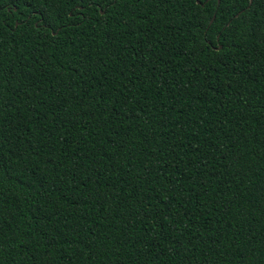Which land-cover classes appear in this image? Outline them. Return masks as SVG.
Instances as JSON below:
<instances>
[{"label": "trees", "instance_id": "1", "mask_svg": "<svg viewBox=\"0 0 264 264\" xmlns=\"http://www.w3.org/2000/svg\"><path fill=\"white\" fill-rule=\"evenodd\" d=\"M247 3L0 0V264H264Z\"/></svg>", "mask_w": 264, "mask_h": 264}, {"label": "snow or ice", "instance_id": "2", "mask_svg": "<svg viewBox=\"0 0 264 264\" xmlns=\"http://www.w3.org/2000/svg\"><path fill=\"white\" fill-rule=\"evenodd\" d=\"M71 2H72V9L70 11H74L77 14H79L80 19L83 20L85 18L84 15L85 12L89 9L93 10L94 12L96 10H99V14L101 16L106 17L108 15L109 9L115 7V5L119 3V0H71ZM193 2L199 4L201 7L206 8L212 2V0H193ZM255 2L256 0H248V3L244 5L243 10L240 11V16H243L246 11H250L252 6L255 4ZM217 3L219 5H223L225 3V0H217ZM36 14L40 16L41 22H43L45 25H49V26L52 25L53 21L50 14L47 17H45L44 13H36ZM240 16H236L235 19L238 20ZM211 23H214V21H212ZM231 27L232 24L227 23V25L223 28L221 35L223 34V32L228 31V29ZM217 51L222 52L223 49H217Z\"/></svg>", "mask_w": 264, "mask_h": 264}]
</instances>
